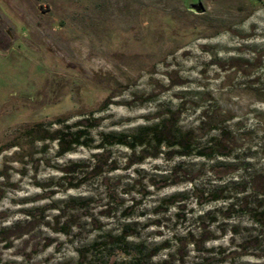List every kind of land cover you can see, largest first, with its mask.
Listing matches in <instances>:
<instances>
[{"label":"rangeland","instance_id":"374dc122","mask_svg":"<svg viewBox=\"0 0 264 264\" xmlns=\"http://www.w3.org/2000/svg\"><path fill=\"white\" fill-rule=\"evenodd\" d=\"M164 120L229 157L95 148ZM261 172L264 0H0V264H264L256 217L202 195Z\"/></svg>","mask_w":264,"mask_h":264},{"label":"trees","instance_id":"16d2710c","mask_svg":"<svg viewBox=\"0 0 264 264\" xmlns=\"http://www.w3.org/2000/svg\"><path fill=\"white\" fill-rule=\"evenodd\" d=\"M167 120L162 121L159 125L154 127H148L140 132L132 135H107L105 139L107 142L103 144H97L96 149H104L109 147V145H126L132 152H137V149L140 148L138 152L139 160L141 161L147 156L158 157L162 155L165 160H173L174 157H189L192 154H197L199 157L204 159L212 160L216 157H229V152H223L220 148L221 138L212 137L209 139L208 143L201 147L194 144L193 140L189 137V133H180L176 132L175 136H171L172 129L167 128ZM171 131V132H170ZM88 130H78L73 133L63 132L57 139L59 144L58 153L63 154L69 152L78 145H91L93 143V138L87 135ZM170 135V136H169ZM173 135V134H172ZM163 151V149H166ZM176 149L175 151H173ZM102 154L94 153L91 161H89L86 169H91V172L96 173V162L99 160ZM181 162H175L174 166L170 169V173L176 172L181 166ZM245 171L247 167H243ZM82 171V172H80ZM90 172V173H91ZM89 173L87 170H80L79 168L73 169L72 171H66L64 177H70V184L72 183H82L86 178V174ZM67 179V178H66ZM233 192L231 195L221 196L218 193L222 192V189L218 190H207L203 191L202 195L207 194L211 195L210 198L215 203L226 202L228 205L226 207H221L216 212L218 215L221 213L223 208L226 210L238 211L248 210L250 215L256 217L255 223L264 227V172L259 174L251 173L248 175H243L240 178L236 179L232 183ZM206 190V189H205ZM230 201V202H228ZM213 222L218 221L217 218H213ZM124 231L121 233L124 240L129 235L128 228L129 225L124 226ZM192 237V234H189ZM193 239V238H192ZM245 242V241H244ZM194 246L196 244L193 239L191 242ZM239 245H242L239 244ZM244 246H239L242 249ZM152 253H156V250L151 251V253L144 252V255L153 256ZM140 255V256H143ZM212 256L199 257V260L194 264H212L214 262ZM219 263V262H217Z\"/></svg>","mask_w":264,"mask_h":264},{"label":"water","instance_id":"95a60500","mask_svg":"<svg viewBox=\"0 0 264 264\" xmlns=\"http://www.w3.org/2000/svg\"><path fill=\"white\" fill-rule=\"evenodd\" d=\"M194 8L196 11L201 12L203 9V6H202V4H198V5H195Z\"/></svg>","mask_w":264,"mask_h":264}]
</instances>
